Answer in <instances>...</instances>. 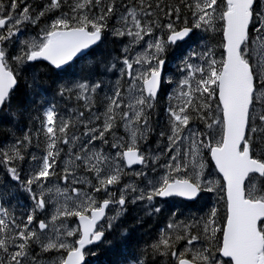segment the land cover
Wrapping results in <instances>:
<instances>
[{"label":"snow or ice","instance_id":"6c2138e0","mask_svg":"<svg viewBox=\"0 0 264 264\" xmlns=\"http://www.w3.org/2000/svg\"><path fill=\"white\" fill-rule=\"evenodd\" d=\"M0 167V264H264V0H0Z\"/></svg>","mask_w":264,"mask_h":264},{"label":"trees","instance_id":"16d2710c","mask_svg":"<svg viewBox=\"0 0 264 264\" xmlns=\"http://www.w3.org/2000/svg\"><path fill=\"white\" fill-rule=\"evenodd\" d=\"M109 46L112 47L113 45H109ZM151 120H152V126H154L153 128L155 129V132L152 135H150L149 141L146 146H148L150 149H155L157 146V140L159 138L158 133L161 129L164 128L166 124L164 107L162 104L159 106H156V109L151 114ZM121 133H122V129L120 130V134ZM3 175H4V169L0 167V177H3ZM21 199L23 200L24 198L21 197ZM215 201H216V196L214 193V194H209L207 197H205L204 200L197 201L195 203H191V202L184 203V202H181L180 200L178 202L181 207L185 208V210L188 211V213H193V214H197V212L201 211V208L204 206L205 211L203 212V214H205L209 211L210 207L215 205ZM25 203H27V201H25ZM219 207H220V212L222 215L223 206L220 205ZM154 223L156 225H154ZM158 225H163V221L157 223V221L153 219H148L145 224V228L148 229V233L144 236V239H150V237L155 236L156 232L158 231L156 230V226ZM114 238L115 236L113 238L109 236L110 240H113ZM118 247L119 245L117 244V248ZM106 249H107V252L105 254V259H108L109 261L114 262L118 254H115V251H109L108 247ZM156 264H163L162 259L158 258Z\"/></svg>","mask_w":264,"mask_h":264},{"label":"rangeland","instance_id":"374dc122","mask_svg":"<svg viewBox=\"0 0 264 264\" xmlns=\"http://www.w3.org/2000/svg\"><path fill=\"white\" fill-rule=\"evenodd\" d=\"M172 69H175V65H173L172 66ZM168 103H169V101H168ZM121 135H123V129H122V133H121ZM146 149H149L148 148V146H146ZM62 163V162H61ZM139 168H136L135 170H138ZM126 182H127V178H126ZM177 203V202H176ZM186 214L188 213V212H185ZM197 214H199V213H197ZM181 218H183V217H181ZM154 225H156L155 223H154ZM37 251H38V249H37ZM52 257L51 256H45L44 257V259L45 260H50Z\"/></svg>","mask_w":264,"mask_h":264},{"label":"bare ground","instance_id":"6f19581e","mask_svg":"<svg viewBox=\"0 0 264 264\" xmlns=\"http://www.w3.org/2000/svg\"><path fill=\"white\" fill-rule=\"evenodd\" d=\"M154 127V126H153ZM184 210H185V208H184ZM185 212H188L187 210H185Z\"/></svg>","mask_w":264,"mask_h":264}]
</instances>
